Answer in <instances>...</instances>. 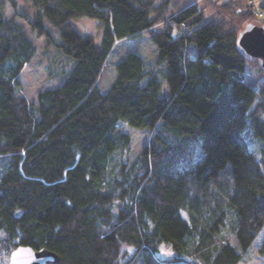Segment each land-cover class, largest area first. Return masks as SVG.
Returning <instances> with one entry per match:
<instances>
[{
    "label": "trees",
    "instance_id": "1",
    "mask_svg": "<svg viewBox=\"0 0 264 264\" xmlns=\"http://www.w3.org/2000/svg\"><path fill=\"white\" fill-rule=\"evenodd\" d=\"M249 22L264 25L245 0H0V264L19 244L60 264H238L261 233L264 254V69L237 47ZM144 33L155 69L129 51L101 90L119 42ZM32 34L75 60L36 100L20 93ZM127 124L150 135L136 155Z\"/></svg>",
    "mask_w": 264,
    "mask_h": 264
},
{
    "label": "rangeland",
    "instance_id": "2",
    "mask_svg": "<svg viewBox=\"0 0 264 264\" xmlns=\"http://www.w3.org/2000/svg\"><path fill=\"white\" fill-rule=\"evenodd\" d=\"M197 1L199 2L200 0ZM246 1H248L254 11L259 10V12H263V14L257 13L256 15L264 24V11H262L264 0H245V2ZM11 12L10 7H8V13ZM77 24L83 31H88L96 35L99 34V23L96 20L78 18ZM32 36L38 46V52L34 58L26 64L20 75V93L24 94L30 100H36L40 90L55 87L63 82L66 74L74 66L75 60L66 55L56 43L48 45L44 37H38L33 34ZM129 51H137L142 54L145 58L147 69H155V66H157L156 59L158 57V51L148 33L134 38L122 39L117 45L115 52L111 55L108 66L101 77L99 83L101 90L106 91L113 85L117 77V64L125 58ZM163 67L167 69L166 64ZM160 78L162 81V94L168 95L169 86L166 75L160 74ZM124 127L131 134L132 149L134 155H136L140 152L144 143L149 140V132L132 127L129 124L124 125ZM249 142L251 148H256V143L253 139H249ZM262 236L263 233L259 234L248 249V258L240 261L238 264H264V254L260 253V239H262ZM232 242L239 247L235 236L232 238ZM161 253L163 255H170L172 251L169 246L163 245L161 246Z\"/></svg>",
    "mask_w": 264,
    "mask_h": 264
},
{
    "label": "water",
    "instance_id": "3",
    "mask_svg": "<svg viewBox=\"0 0 264 264\" xmlns=\"http://www.w3.org/2000/svg\"><path fill=\"white\" fill-rule=\"evenodd\" d=\"M237 47L247 58L264 69V25L249 22L239 32ZM59 253L41 247L35 249L30 245L19 244L9 255L8 264H60Z\"/></svg>",
    "mask_w": 264,
    "mask_h": 264
},
{
    "label": "built area",
    "instance_id": "4",
    "mask_svg": "<svg viewBox=\"0 0 264 264\" xmlns=\"http://www.w3.org/2000/svg\"><path fill=\"white\" fill-rule=\"evenodd\" d=\"M258 10V9H257ZM255 12V14H257V13H259V14H263V12H259V10L258 11H254Z\"/></svg>",
    "mask_w": 264,
    "mask_h": 264
}]
</instances>
